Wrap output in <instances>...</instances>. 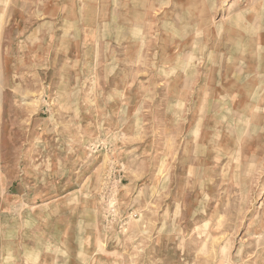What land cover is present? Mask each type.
Segmentation results:
<instances>
[{
    "label": "rangeland",
    "instance_id": "1",
    "mask_svg": "<svg viewBox=\"0 0 264 264\" xmlns=\"http://www.w3.org/2000/svg\"><path fill=\"white\" fill-rule=\"evenodd\" d=\"M144 2L128 39L96 0H0V264H264V111L190 69L198 19L255 0Z\"/></svg>",
    "mask_w": 264,
    "mask_h": 264
},
{
    "label": "crops",
    "instance_id": "2",
    "mask_svg": "<svg viewBox=\"0 0 264 264\" xmlns=\"http://www.w3.org/2000/svg\"><path fill=\"white\" fill-rule=\"evenodd\" d=\"M151 1H156L155 5L164 6V2L167 0H147L144 5L154 4ZM174 1L177 4H182L185 1H190L191 4L197 6L200 4V0ZM96 2L99 8H108V17L111 16V19H104L102 22L115 23V21H118L122 25L125 24L126 30L115 31V33H122L120 36L124 38H133L127 29L130 23L127 9L134 5L133 0H96ZM248 4L249 2L246 7ZM118 9L121 10V13L116 17L115 13ZM260 9L261 4L258 1L255 0L253 4L250 2L249 9L243 8L242 11L225 20L222 31L216 30L217 28L203 30L204 26L200 24L201 20L199 18L197 30L194 28L190 34L192 40L195 39L191 50L192 55L195 56L193 58L209 55L207 59H204L205 62H202V66L198 63V65L192 64L190 66V69L196 72L198 77L200 75V77H205L207 80L202 85H200V82L196 86L193 85L192 90L195 91L196 87L200 88L202 86L207 89L201 92L207 91L208 96L217 93L220 96L221 94L224 95V98L230 97V111L235 113V117L242 118L246 116L249 120L258 118L259 114L257 112L264 111L260 104L261 97L264 95L263 91L260 90L264 85V14ZM245 11L250 13L244 14ZM164 34L166 33L164 32ZM200 34H203V36L200 37ZM104 35L99 32V38L101 36L105 37ZM109 37H116V34H111V36L109 34ZM200 39H202V43L206 42L207 45L201 48ZM213 39H217L216 42ZM131 47V50H127L132 51L134 45H131ZM175 51L177 61L180 63L183 60L184 52L182 51L184 49L178 45ZM184 82L185 88L188 87L186 80ZM182 91L184 93V90ZM247 102L251 105L245 106L244 104ZM255 128L257 130L249 129V132L246 133H262L258 131V126H255ZM35 254L39 262H45L47 251L37 249Z\"/></svg>",
    "mask_w": 264,
    "mask_h": 264
}]
</instances>
